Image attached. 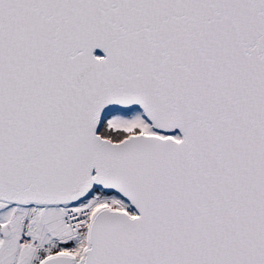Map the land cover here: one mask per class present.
<instances>
[{"label": "snow or ice", "instance_id": "6c2138e0", "mask_svg": "<svg viewBox=\"0 0 264 264\" xmlns=\"http://www.w3.org/2000/svg\"><path fill=\"white\" fill-rule=\"evenodd\" d=\"M0 264H264V0H0Z\"/></svg>", "mask_w": 264, "mask_h": 264}]
</instances>
